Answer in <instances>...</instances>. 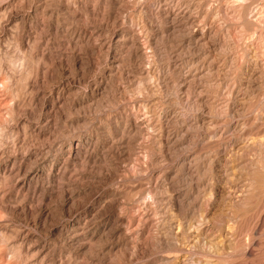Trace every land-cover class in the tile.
Returning a JSON list of instances; mask_svg holds the SVG:
<instances>
[{
	"label": "rangeland",
	"instance_id": "rangeland-1",
	"mask_svg": "<svg viewBox=\"0 0 264 264\" xmlns=\"http://www.w3.org/2000/svg\"><path fill=\"white\" fill-rule=\"evenodd\" d=\"M0 264H264V0H0Z\"/></svg>",
	"mask_w": 264,
	"mask_h": 264
}]
</instances>
